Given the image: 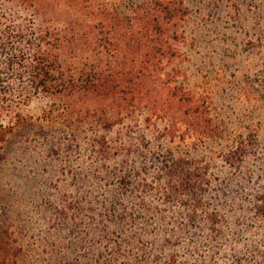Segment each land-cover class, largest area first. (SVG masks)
I'll return each instance as SVG.
<instances>
[{"label": "rangeland", "instance_id": "374dc122", "mask_svg": "<svg viewBox=\"0 0 264 264\" xmlns=\"http://www.w3.org/2000/svg\"><path fill=\"white\" fill-rule=\"evenodd\" d=\"M182 1L160 79L212 134L176 100L177 126L33 99L0 147V264H264V0Z\"/></svg>", "mask_w": 264, "mask_h": 264}, {"label": "trees", "instance_id": "16d2710c", "mask_svg": "<svg viewBox=\"0 0 264 264\" xmlns=\"http://www.w3.org/2000/svg\"><path fill=\"white\" fill-rule=\"evenodd\" d=\"M120 3L0 0V147L39 98L85 114L117 109L122 118L143 107L147 119L158 115L177 126L162 108L176 100L195 130L212 134L204 103L160 79L177 55L168 30L186 14L183 1L141 0L128 15L117 11Z\"/></svg>", "mask_w": 264, "mask_h": 264}]
</instances>
